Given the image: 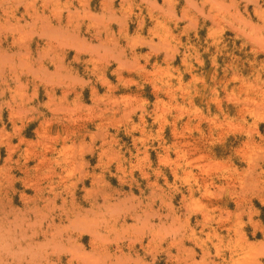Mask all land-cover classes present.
Masks as SVG:
<instances>
[{"label": "rangeland", "instance_id": "1", "mask_svg": "<svg viewBox=\"0 0 264 264\" xmlns=\"http://www.w3.org/2000/svg\"><path fill=\"white\" fill-rule=\"evenodd\" d=\"M0 264H264V0H0Z\"/></svg>", "mask_w": 264, "mask_h": 264}, {"label": "bare ground", "instance_id": "2", "mask_svg": "<svg viewBox=\"0 0 264 264\" xmlns=\"http://www.w3.org/2000/svg\"><path fill=\"white\" fill-rule=\"evenodd\" d=\"M81 220V219H80ZM206 220V219H205ZM84 222H85V220H84ZM90 223V222H89ZM91 223H92V221H91ZM86 226H87V223H86ZM89 229V228H88ZM223 260V259H222Z\"/></svg>", "mask_w": 264, "mask_h": 264}]
</instances>
